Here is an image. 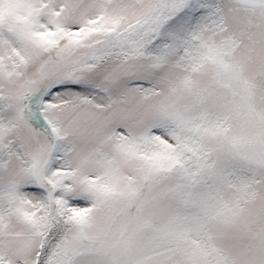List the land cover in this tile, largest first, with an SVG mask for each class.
Here are the masks:
<instances>
[{
    "label": "snow or ice",
    "instance_id": "obj_1",
    "mask_svg": "<svg viewBox=\"0 0 264 264\" xmlns=\"http://www.w3.org/2000/svg\"><path fill=\"white\" fill-rule=\"evenodd\" d=\"M0 264H264V0H0Z\"/></svg>",
    "mask_w": 264,
    "mask_h": 264
}]
</instances>
